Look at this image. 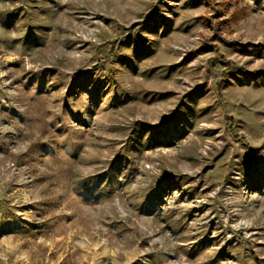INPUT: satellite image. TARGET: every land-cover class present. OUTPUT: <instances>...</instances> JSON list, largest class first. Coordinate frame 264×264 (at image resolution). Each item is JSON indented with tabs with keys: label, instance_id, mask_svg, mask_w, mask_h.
I'll return each mask as SVG.
<instances>
[{
	"label": "rangeland",
	"instance_id": "374dc122",
	"mask_svg": "<svg viewBox=\"0 0 264 264\" xmlns=\"http://www.w3.org/2000/svg\"><path fill=\"white\" fill-rule=\"evenodd\" d=\"M0 264H264V0H0Z\"/></svg>",
	"mask_w": 264,
	"mask_h": 264
},
{
	"label": "trees",
	"instance_id": "16d2710c",
	"mask_svg": "<svg viewBox=\"0 0 264 264\" xmlns=\"http://www.w3.org/2000/svg\"><path fill=\"white\" fill-rule=\"evenodd\" d=\"M246 12H242L241 16L244 17ZM241 16H238L237 18H240ZM237 18H235L237 20Z\"/></svg>",
	"mask_w": 264,
	"mask_h": 264
}]
</instances>
